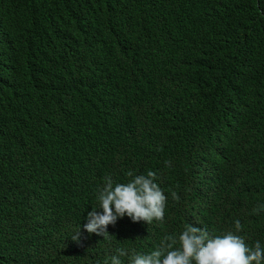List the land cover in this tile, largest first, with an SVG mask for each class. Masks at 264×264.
Returning <instances> with one entry per match:
<instances>
[{"label": "trees", "instance_id": "1", "mask_svg": "<svg viewBox=\"0 0 264 264\" xmlns=\"http://www.w3.org/2000/svg\"><path fill=\"white\" fill-rule=\"evenodd\" d=\"M215 141L232 147L224 179L254 193H223L208 232L264 231L243 208L264 202V0H0V222L29 197L74 212L23 229L33 264H98L85 256L102 239L58 238L99 207L104 177L159 176ZM123 218L108 227L128 250L178 235ZM9 238L0 228V264L21 253Z\"/></svg>", "mask_w": 264, "mask_h": 264}, {"label": "clouds", "instance_id": "2", "mask_svg": "<svg viewBox=\"0 0 264 264\" xmlns=\"http://www.w3.org/2000/svg\"><path fill=\"white\" fill-rule=\"evenodd\" d=\"M98 68L100 73H114L101 64ZM113 83L108 86L94 83L96 93L113 88ZM127 100L124 92L123 101L114 109L125 108ZM159 123L162 125V120ZM231 155L232 147L225 142L196 143L192 163L182 162L159 176L153 171L147 174L129 171L130 179L124 183L106 176L97 192L99 207L92 208L83 220L72 222L68 233L58 240L102 239L85 256L98 264H264V231L242 228L239 220L232 231L222 235H212L207 230L214 215L227 209L223 193L233 191L231 198L254 193L246 185H232L224 179ZM72 184L76 189L75 183ZM243 208L254 210L264 218V202L259 210L254 209L253 203L244 202ZM73 213L69 209H56L43 199L29 197L25 208L0 222V228L6 227L13 248L15 243H22L21 253L10 264H33L26 247L28 237L23 235L25 227L44 230L60 217ZM120 218L132 229L159 228L178 235L132 238L128 250L129 242L121 240L118 234L113 235L115 230L108 227ZM0 255H7L2 243Z\"/></svg>", "mask_w": 264, "mask_h": 264}]
</instances>
